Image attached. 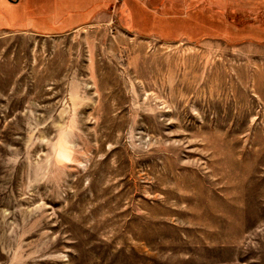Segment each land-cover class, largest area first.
Here are the masks:
<instances>
[{
  "label": "rangeland",
  "instance_id": "374dc122",
  "mask_svg": "<svg viewBox=\"0 0 264 264\" xmlns=\"http://www.w3.org/2000/svg\"><path fill=\"white\" fill-rule=\"evenodd\" d=\"M0 264H264V0H0Z\"/></svg>",
  "mask_w": 264,
  "mask_h": 264
},
{
  "label": "flooded vegetation",
  "instance_id": "af4514ba",
  "mask_svg": "<svg viewBox=\"0 0 264 264\" xmlns=\"http://www.w3.org/2000/svg\"><path fill=\"white\" fill-rule=\"evenodd\" d=\"M9 1H11L13 3H18L19 0H9Z\"/></svg>",
  "mask_w": 264,
  "mask_h": 264
}]
</instances>
